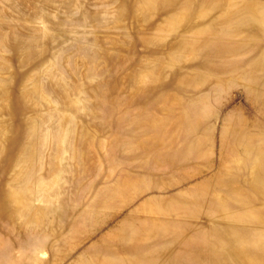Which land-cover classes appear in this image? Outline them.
Here are the masks:
<instances>
[{"label":"rangeland","instance_id":"1","mask_svg":"<svg viewBox=\"0 0 264 264\" xmlns=\"http://www.w3.org/2000/svg\"><path fill=\"white\" fill-rule=\"evenodd\" d=\"M0 264H264V0H0Z\"/></svg>","mask_w":264,"mask_h":264}]
</instances>
